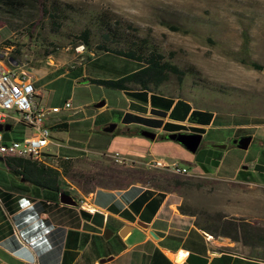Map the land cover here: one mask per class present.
<instances>
[{
	"label": "rangeland",
	"instance_id": "rangeland-1",
	"mask_svg": "<svg viewBox=\"0 0 264 264\" xmlns=\"http://www.w3.org/2000/svg\"><path fill=\"white\" fill-rule=\"evenodd\" d=\"M56 1L63 10L54 20L37 8L29 10L28 15L18 12L11 17L0 9V49L5 48L1 45L5 39L31 46L42 39L52 45L48 46L52 52L42 61L37 57L32 59L34 53L23 49L36 78L33 85L41 92L39 105L60 107L64 101L68 103L52 115L67 125L61 130L49 129L52 142L47 144V151L82 156L69 158L68 171L91 176L86 186L127 184L115 173L120 165L105 156L126 149V142L116 139L123 136L98 131L101 123L118 126L124 96L119 90L81 78H116L130 72L138 63L101 53L77 65L78 45L70 48L76 41V33L84 26L91 29V44L97 41L96 18L104 13L124 26L125 33L143 39L145 45L181 69L179 81L173 74L167 75L158 88L161 93L187 100L193 106L191 117L199 110L214 112L210 123L198 132L200 141L193 153L178 146L177 162L185 165L190 174L181 175L175 191L170 192L177 204L193 210L199 219L218 217L241 224L248 231L249 238L232 241V251L243 256L232 258L224 254L214 257L213 262L256 264L247 258L263 259L264 144L252 139L246 148L239 149L226 138L232 129L228 123L234 122L228 113L264 120V0ZM24 29L30 32L28 40ZM250 62L258 68H253ZM100 101L101 106L93 107V103ZM200 115L203 126L209 117ZM0 132L19 139L27 134V129L12 125ZM161 141L175 143L166 138ZM211 143L225 146L215 148ZM151 152L168 160L163 149L152 147ZM59 182L63 189L67 184L76 188L67 177ZM103 195L101 198H113ZM141 198L145 196L137 199ZM116 201L122 203L125 198L117 196ZM117 239V232L106 238L100 236L103 245Z\"/></svg>",
	"mask_w": 264,
	"mask_h": 264
},
{
	"label": "crops",
	"instance_id": "crops-1",
	"mask_svg": "<svg viewBox=\"0 0 264 264\" xmlns=\"http://www.w3.org/2000/svg\"><path fill=\"white\" fill-rule=\"evenodd\" d=\"M120 92L124 96V107L117 118L118 126L114 124L111 132L123 136L116 139L126 142V149L118 153L135 163L159 160L164 164L177 163L187 169L177 162L180 145L176 142L161 143L165 139L163 135L172 131H203L214 112L199 110L191 117L189 114L193 106L185 99L156 96L143 91ZM123 114L158 120L159 124L151 126L141 122H122ZM200 114L209 117L203 126L199 121L203 117ZM228 114L234 122L228 123L232 129L227 141L240 134H249L250 140L264 144V120H256L245 114ZM52 115L49 119L57 121ZM104 124H99V127ZM164 124L167 125L165 129L162 127ZM139 129L152 131L154 137H142L138 134ZM1 138L3 141L11 139L7 133H1ZM152 147L163 149L168 160L162 155L155 156L151 152ZM66 156L82 157L77 154ZM0 166L3 170L0 174V263L92 264L97 261V264H227L213 262V258L224 254L232 258L243 256L238 251H219V248H231L234 243L227 237H212L196 229L191 216L176 211L177 203L172 193H160L138 183H127L121 188L94 187L86 194L72 187L68 191L72 193L75 203L67 205L58 202L57 192L22 181L4 167L1 159ZM103 194L113 198H101ZM117 196H122L125 201H116ZM139 196L145 198L138 200ZM78 199L85 200L93 210L80 208ZM136 221L144 227L137 225ZM123 226H128V229L121 236L117 234V241L108 245L101 243L100 236L105 228L109 229L108 235H111ZM105 257L109 258L98 261ZM247 259L264 264L259 259Z\"/></svg>",
	"mask_w": 264,
	"mask_h": 264
},
{
	"label": "trees",
	"instance_id": "trees-1",
	"mask_svg": "<svg viewBox=\"0 0 264 264\" xmlns=\"http://www.w3.org/2000/svg\"><path fill=\"white\" fill-rule=\"evenodd\" d=\"M33 8H37L42 15H47V17L52 20L63 10L56 0H49L48 2L47 0H0V9L2 13L10 17L15 16L18 12L28 15L29 10ZM53 23H55V21ZM96 30L98 39L93 44L90 42L92 36L91 29L87 26L82 27L76 33L74 37L76 41L71 44L70 48H73L75 45H81V50L76 55L79 58L77 65L88 61L98 54L110 53L134 60L138 63L139 67L116 78H81V80H86L89 83L123 92L143 91L156 96L164 95L168 98H180L176 95L161 93L158 88L162 82L165 81L168 74H173L176 80L179 81L182 74L181 69L177 68L173 63L168 61V59L163 58L155 49L145 45L143 39H138L134 35L125 33L124 30L126 29L124 26H120L115 20L108 19L104 13L99 14L96 18ZM24 35L28 40L30 32L24 29ZM34 42L32 46L30 45L31 43L28 44L32 49H30L25 42L22 43L11 39L3 40L1 45H4V47H11L12 54L16 57H21L26 63L29 59L23 54V49L31 50L30 53H34L32 59L37 57L42 61L52 52V49L48 47L52 45L43 42L42 39ZM249 64L253 68H258L257 65L252 62ZM121 121L141 122L151 126H157L159 124L158 120L145 119L128 114H123ZM66 125L65 121H58L49 126V129L61 130L65 129ZM162 127L165 129L167 125L164 124ZM0 159L4 167L22 181L28 182L39 188H44L53 192H63L73 197L72 193L63 189L59 182L63 180L64 177H67L76 184V188L82 194L91 192L93 189L92 186H86V183L92 180L91 176L69 173V158L60 161L57 166L58 169L42 168L29 158L1 157ZM115 173L118 176L121 175L126 183H138L160 193L174 192L175 187L180 182V176L184 175L172 174L159 168H148L135 162L129 163L128 165H120V170L115 171ZM112 186L114 185L103 184L96 187L109 188ZM124 186H126L125 183L117 184L114 187L121 188ZM175 209L180 214L191 216L193 226L212 237L224 236L234 243L238 241L240 237H242V239H244V237H250L248 231L244 229L241 224L213 216H206L199 219L193 210L186 208L180 203L175 205ZM225 249L232 251V247H223L218 250L221 251ZM259 260L264 262V258Z\"/></svg>",
	"mask_w": 264,
	"mask_h": 264
},
{
	"label": "built area",
	"instance_id": "built-area-1",
	"mask_svg": "<svg viewBox=\"0 0 264 264\" xmlns=\"http://www.w3.org/2000/svg\"><path fill=\"white\" fill-rule=\"evenodd\" d=\"M77 47L79 48L77 52H80L81 45ZM9 58L14 60V64L8 61ZM34 80L30 67L21 57L12 54L11 47L0 49V125L7 124L9 128L13 124H19L27 129V134L21 138L6 141L2 140L0 132V157L29 158L42 168L58 169V163L69 157L47 151V144L52 142L49 137V126L58 122L51 121L49 117L59 109L66 108L68 103L64 101L60 107L39 105L41 92L34 87ZM105 156L119 165H128L132 162L116 151L106 153ZM139 163L172 174H189L184 166L177 163L164 164L159 160ZM66 190H72V186L67 184ZM78 205L87 211L93 210L83 199H78ZM92 264H97V261Z\"/></svg>",
	"mask_w": 264,
	"mask_h": 264
},
{
	"label": "water",
	"instance_id": "water-1",
	"mask_svg": "<svg viewBox=\"0 0 264 264\" xmlns=\"http://www.w3.org/2000/svg\"><path fill=\"white\" fill-rule=\"evenodd\" d=\"M8 61L11 64H14L13 59L9 58ZM101 105H102V101L93 103V107H99ZM113 127H114V123H106L100 127V131L104 133H109L111 132ZM7 129H8L7 124L0 125V130H7ZM138 134L147 139H152L154 137V133L147 129H139ZM200 136L201 135L198 132L172 131V132L165 133L163 135V138L174 141L178 143L181 147H183L186 151L193 153L200 141ZM249 140H250L249 134H242V135H238V136L228 139L227 142L234 145L236 148L244 149L249 143ZM210 146L215 147V148H223L225 144L224 143H211ZM57 200L59 203L67 204V205H73L75 203L73 198L69 194H66L63 192H57ZM135 223L139 226L144 227V225L140 223L139 221H136ZM127 229H128V226H123L117 231V234L121 236ZM148 233L152 237H155V235L150 230H148ZM108 234H109V231L104 230L102 233V237L106 238ZM108 258L109 257L99 258L98 261L102 262Z\"/></svg>",
	"mask_w": 264,
	"mask_h": 264
}]
</instances>
